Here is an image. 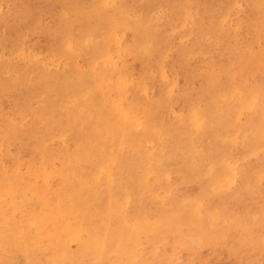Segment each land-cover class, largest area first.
<instances>
[{
    "label": "rangeland",
    "instance_id": "1",
    "mask_svg": "<svg viewBox=\"0 0 264 264\" xmlns=\"http://www.w3.org/2000/svg\"><path fill=\"white\" fill-rule=\"evenodd\" d=\"M114 1L0 0V245L66 264L65 220L80 264H264V0Z\"/></svg>",
    "mask_w": 264,
    "mask_h": 264
},
{
    "label": "bare ground",
    "instance_id": "2",
    "mask_svg": "<svg viewBox=\"0 0 264 264\" xmlns=\"http://www.w3.org/2000/svg\"><path fill=\"white\" fill-rule=\"evenodd\" d=\"M116 1V0H115ZM114 1V2H115ZM16 2V1H15ZM21 4V3H20ZM140 5V4H139ZM216 9V8H215ZM221 9V8H220ZM192 10V9H191ZM7 12V11H6ZM133 12V11H132ZM230 12V11H229ZM227 13V12H226ZM131 14V13H130ZM214 14V13H213ZM212 14V15H213ZM41 15V14H40ZM227 15H229V14H227ZM68 16V15H67ZM215 17V16H214ZM120 18V17H119ZM70 19V18H69ZM142 19H144V18H142ZM186 19H187V17H186ZM29 20V19H28ZM36 20V19H35ZM147 20V19H146ZM213 20V19H212ZM18 21H19V19H18ZM43 21V20H42ZM56 21V20H55ZM6 22V21H5ZM11 22V21H10ZM142 22V21H141ZM146 22V21H145ZM3 23V22H2ZM69 23V22H68ZM29 24V23H28ZM61 25V24H60ZM33 26V25H32ZM1 27V26H0ZM166 27V26H165ZM231 27V26H230ZM58 28H60V27H58ZM151 29V28H150ZM43 30V29H42ZM53 30V29H52ZM64 30V29H63ZM69 30V29H68ZM115 30V29H114ZM49 31V30H48ZM150 31H152V30H150ZM149 31V32H150ZM60 32V31H59ZM71 33V32H70ZM69 33V34H70ZM179 33V32H178ZM5 34V33H4ZM124 34V33H123ZM64 35V34H63ZM114 35V34H113ZM58 36V35H57ZM70 36V35H69ZM68 36V37H69ZM66 37V36H65ZM105 37V36H104ZM70 38V37H69ZM103 38V37H102ZM66 39V38H65ZM73 39V38H72ZM72 39H71V41H72ZM206 39H208V38H206ZM81 40H82V38H81ZM87 40V39H86ZM85 40V41H86ZM110 40V39H109ZM232 40V39H231ZM83 41V40H82ZM95 41V40H94ZM94 41H92V42H94ZM103 41V40H102ZM182 41V40H181ZM41 42V41H40ZM64 42V41H63ZM66 42V41H65ZM110 42V41H109ZM112 42V41H111ZM229 42V41H228ZM142 44V43H141ZM148 44V43H147ZM75 45V44H74ZM111 45V44H110ZM262 45V44H261ZM69 46V45H68ZM82 46H83V44H82ZM106 46V45H105ZM136 47H138V45L136 46ZM142 47H143V45H142ZM105 48V47H104ZM145 48V47H144ZM64 49V48H63ZM88 49V48H87ZM138 50H139V47L137 48ZM148 49V48H147ZM117 50V49H116ZM130 50V49H129ZM128 50V51H129ZM141 50H142V48H141ZM250 50H251V48H250ZM18 51V50H17ZM60 51H62V50H60ZM67 51V50H66ZM127 51V50H126ZM126 51L124 52V54L126 53ZM127 51V52H128ZM137 51V50H136ZM24 52H25V50H24ZM77 52V51H76ZM46 53V52H45ZM48 53V52H47ZM117 53H118V51H117ZM15 54V53H14ZM28 54V53H27ZM36 54V53H35ZM34 54V55H35ZM40 54V53H39ZM60 54V53H59ZM127 54V53H126ZM16 55V54H15ZM33 55V56H34ZM11 56V55H10ZM40 56V55H39ZM38 56V57H39ZM41 56H42V53H41ZM121 56V55H120ZM25 57V56H24ZM205 57V56H204ZM3 58H5V55H4V57ZM6 58H7V56H6ZM9 58V57H8ZM113 58V57H112ZM19 59V58H18ZM117 59V58H116ZM91 60V59H90ZM263 60V59H262ZM1 61V60H0ZM50 61V60H49ZM113 62V61H112ZM114 62H115V60H114ZM118 62V61H117ZM0 63H3V62H0ZM107 63V62H106ZM4 64V63H3ZM115 64H116V62H115ZM97 65V64H96ZM99 65V64H98ZM216 65V64H215ZM4 66V65H3ZM47 66V65H46ZM115 66V65H114ZM254 66V65H253ZM263 66V65H262ZM116 67V66H115ZM114 67V68H115ZM3 68V67H2ZM4 68H6V66L4 67ZM54 68V67H53ZM124 68V67H123ZM79 69V68H78ZM147 70V69H146ZM152 71V70H151ZM228 71V70H227ZM93 72V71H92ZM153 73V72H152ZM162 73H163V71H162ZM230 73V72H229ZM20 74V73H19ZM228 74V73H227ZM236 74V73H235ZM256 74V73H255ZM4 75H6V74H4ZM17 75V74H16ZM154 75H156V73L154 74ZM153 75V76H154ZM163 75V74H162ZM236 76V75H235ZM256 77V76H255ZM15 78V77H14ZM42 78V77H41ZM169 78V77H168ZM118 80H119V78H118ZM97 81V80H96ZM107 81V80H106ZM109 81H111V80H109ZM151 81V80H150ZM111 83V82H110ZM39 84V83H38ZM100 84V83H99ZM108 84V83H107ZM123 84H124V82H123ZM147 85V84H146ZM111 86V85H110ZM99 87H100V85H99ZM102 87V86H101ZM117 87V86H116ZM125 87V86H124ZM172 87V86H171ZM122 88V87H121ZM147 88V87H146ZM170 88V87H169ZM123 89V88H122ZM102 90V89H101ZM146 90V89H145ZM129 91V90H128ZM145 92V91H144ZM258 93V92H257ZM94 94V93H93ZM92 94V95H93ZM148 94V93H147ZM256 94V93H255ZM259 95V94H258ZM57 96V95H56ZM49 97V96H48ZM251 99V98H250ZM262 99V98H261ZM254 100H256V98L254 99ZM251 101V100H250ZM252 102H253V100H252ZM254 102H256V101H254ZM261 102V101H260ZM42 103V102H41ZM254 104V103H253ZM254 109V108H253ZM126 112V111H125ZM120 113V112H119ZM123 115V114H122ZM127 115V114H126ZM67 116V115H66ZM149 117V116H148ZM42 120V119H41ZM195 122H196V119L194 120ZM121 124V123H120ZM81 125V124H80ZM53 126V125H52ZM198 126H200V124H198ZM135 127V126H134ZM201 127V126H200ZM145 130H147L146 128H145ZM85 131V130H84ZM259 131V130H258ZM257 131V132H258ZM255 133V132H254ZM150 136H151V134H150ZM255 136V135H254ZM51 140V139H50ZM141 141V140H140ZM140 143V142H139ZM46 145V144H45ZM46 147V146H45ZM103 149V148H102ZM192 149H193V147H192ZM195 151V150H194ZM102 152V151H101ZM187 153V152H186ZM101 154V153H100ZM103 155V154H102ZM183 155V154H182ZM68 156V155H67ZM191 159V158H190ZM193 160V159H192ZM76 162V161H75ZM70 163V162H69ZM70 164H72V163H70ZM151 164V163H150ZM212 164V163H211ZM209 166H211V165H209ZM213 166H215L214 165V163H213V165H212V167ZM151 169H152V167H150ZM214 168V167H213ZM129 170V169H128ZM213 170H215V169H213ZM221 174V173H220ZM223 175H224V173H223ZM225 177V176H224ZM251 178V177H250ZM75 179V178H74ZM81 179V178H80ZM115 179V178H114ZM219 179V178H218ZM218 179L216 180V181H218ZM252 179V178H251ZM76 180V179H75ZM82 180V179H81ZM220 180V179H219ZM222 180H225L224 178L222 179ZM257 180V179H256ZM216 181H215V183H216ZM221 181V180H220ZM219 181V182H220ZM228 182V181H227ZM251 182V181H250ZM10 183V182H9ZM67 183V182H66ZM229 183V182H228ZM114 184H116V183H114ZM82 185H83V183H82ZM113 185V184H112ZM214 185V184H213ZM215 185H217V183L215 184ZM114 186V185H113ZM226 186H227V184H226ZM118 187V186H117ZM111 188H113V187H111ZM118 189V188H117ZM121 189V188H120ZM101 191H102V189H101ZM120 191V190H119ZM14 193V192H13ZM36 193V192H35ZM84 194V193H83ZM36 195L38 196V198H39V202H40V204H39V209H38V212H37V209H35L36 210V212H33V210H26V213H25V217H29L30 219H34V221H36V219H38V218H40L41 220H43V217L45 218V217H50V219H52V220H55L56 218H57V215L59 214V212L62 210V209H64V207H63V205L62 204H59V203H57V204H53V202H51V198H53L50 194H46V193H44L43 191H41V192H37L36 193ZM58 196V195H57ZM72 196V195H71ZM94 196V195H93ZM111 196V195H110ZM11 197V196H10ZM85 197V196H84ZM58 198H59V196H58ZM72 198V197H71ZM86 199V198H85ZM99 200V199H98ZM97 200V201H98ZM23 201V200H22ZM21 200H19V202H18V206L19 207H22L21 205H20V203H23ZM43 201H45V204L43 203ZM68 201V200H67ZM102 201V200H101ZM71 202H74L73 200H71ZM79 202V201H78ZM94 202V201H93ZM77 203V202H76ZM120 204V203H119ZM76 205V204H75ZM74 206V205H73ZM108 207H111V205L110 206H108ZM119 207H120V205H119ZM116 208V207H115ZM114 208V209H115ZM111 209H113V208H111ZM105 211V210H104ZM103 211V212H104ZM113 211H116V210H113ZM112 211V212H113ZM120 211V210H119ZM197 211V210H196ZM107 212V211H106ZM118 212V211H117ZM116 212V213H117ZM122 212V211H121ZM194 212H195V209H194ZM114 213V212H113ZM115 213V214H116ZM119 213V212H118ZM123 213V212H122ZM102 214V213H101ZM104 214V213H103ZM72 216V215H71ZM101 216V215H100ZM107 216H108V214H107ZM113 216V215H112ZM111 216V217H112ZM165 216V215H164ZM59 217H67V214H66V212L63 214V215H61V216H59ZM105 217V216H104ZM104 217H101V218H104ZM110 218V217H109ZM115 219H116V217H114ZM77 220V219H76ZM75 220V221H76ZM98 220H101V219H98ZM109 221H110V219H108ZM58 221H60L59 220V218H58ZM78 221V220H77ZM76 221V222H77ZM81 221V220H80ZM200 221V220H199ZM11 222H14V221H11ZM102 222H103V220H102ZM113 222V221H112ZM155 222V221H154ZM205 222V221H204ZM66 223V221L65 220H63V222H62V229H60V230H58L59 231V233L57 232V231H54V232H52L53 233V235L55 236V238H56V241L60 244V247H61V249H63V253H64V257L66 258V261H65V263L66 264H80V263H82L83 261H79V259H80V257L82 256V254L83 253H80L79 255H76V254H74V255H71V256H69L68 254H66L67 253V251H68V249H69V247H68V245H63V243L64 242H61V240H59L60 239V237H61V235H62V233H63V230H64V224ZM75 223V222H74ZM156 223V222H155ZM102 224V223H101ZM200 224V223H199ZM198 225V224H197ZM16 226H17V229L18 230H25L26 229V223H24V221H20L19 223L18 222H16ZM79 226H80V224H79ZM78 226V227H79ZM101 226V225H100ZM36 227H38V224H36ZM78 229V228H77ZM97 230V229H96ZM113 230V229H112ZM115 230V229H114ZM69 232H70V228H69ZM74 232V231H73ZM107 232V231H106ZM116 232V231H115ZM72 233V232H71ZM75 233V232H74ZM108 233V232H107ZM106 233V234H107ZM66 234H69L70 235V233H66ZM65 234V235H66ZM115 234V233H114ZM113 234V236H116V235H114ZM65 235H63V237L65 238ZM79 235V234H78ZM9 236V240H8V242H5V243H3V244H1L0 246L4 249V250H6L4 253H7L8 255H9V257H7L6 258V262H7V264H16L15 263V257H16V255L17 254H15V252H14V247H13V237L12 236H10V235H8ZM99 236V235H98ZM67 237V236H66ZM95 237H97V236H95ZM99 239H100V237H98ZM97 240V239H96ZM95 241V240H94ZM106 241V240H105ZM140 241V240H139ZM65 242H67V241H65ZM69 242V241H68ZM97 242H99V241H97ZM155 242H157V241H155ZM23 243H26L27 244V240L23 237L22 239H21V242H20V244H23ZM100 243H101V241H100ZM105 243V242H104ZM108 243V242H107ZM66 244V243H65ZM106 244V243H105ZM104 244V245H105ZM101 245V244H100ZM99 245V246H100ZM103 245V244H102ZM97 246V245H96ZM155 246V245H154ZM101 247V246H100ZM118 247H120L119 245H118ZM97 248V247H96ZM102 248H104L103 246H102ZM91 249H92V247H91ZM93 250V249H92ZM94 251V250H93ZM97 251V250H96ZM121 251H123V250H120L119 252H121ZM71 252H73V251H71ZM92 252V251H91ZM90 252V256H94V253L92 254ZM105 252V251H104ZM101 253V252H100ZM102 253H103V250H102ZM101 253V254H102ZM113 253H115V251H113ZM130 253V252H129ZM111 254V253H110ZM122 254H123V252L121 253V256H122ZM127 254H128V252H127ZM131 254V253H130ZM130 254H128L129 256H130ZM84 255V254H83ZM103 255V254H102ZM96 256V255H95ZM101 256V255H100ZM106 256H108V255H106ZM129 256L127 257V256H125V258L127 259L126 261H128V258H129ZM171 256V255H170ZM27 258H28V260H29V257L28 256H26ZM109 257V256H108ZM119 256L117 255V258H118ZM2 259L1 260H4V256L2 255V257H1ZM101 258L102 259H104L102 256H101ZM142 258V257H141ZM106 259V258H105ZM165 259V258H164ZM101 260V259H100ZM121 260H123V259H121ZM144 260V259H143ZM167 260V259H166ZM115 261H116V259H115ZM133 261V260H132ZM162 261V260H161ZM160 261V262H161ZM164 262H166L165 260H163ZM41 261H39L38 260V258H37V263L39 264ZM125 262V261H124ZM120 263H123V262H121L120 261ZM136 263V262H135ZM124 264H126V262L124 263ZM138 264V263H137Z\"/></svg>",
    "mask_w": 264,
    "mask_h": 264
}]
</instances>
